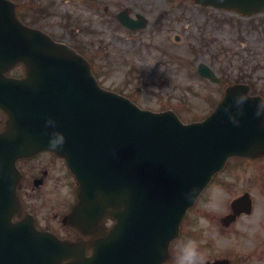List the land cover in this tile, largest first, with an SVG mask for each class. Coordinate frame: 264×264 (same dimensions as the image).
I'll use <instances>...</instances> for the list:
<instances>
[{
  "label": "water",
  "instance_id": "obj_1",
  "mask_svg": "<svg viewBox=\"0 0 264 264\" xmlns=\"http://www.w3.org/2000/svg\"><path fill=\"white\" fill-rule=\"evenodd\" d=\"M197 1L264 10V0ZM13 9L0 0V107L9 115L0 134V264H162L186 210L228 158L264 152L262 98L235 85L208 119L189 125L173 112L141 110L101 90L81 57L23 27ZM20 62L26 77L7 78ZM43 150L65 157L78 179L75 226L89 229L106 214L118 221L91 257L81 244L12 222L16 161Z\"/></svg>",
  "mask_w": 264,
  "mask_h": 264
},
{
  "label": "rangeland",
  "instance_id": "obj_2",
  "mask_svg": "<svg viewBox=\"0 0 264 264\" xmlns=\"http://www.w3.org/2000/svg\"><path fill=\"white\" fill-rule=\"evenodd\" d=\"M34 1L25 3L26 21L35 22L36 17L40 27L79 49L105 88L142 108L174 110L185 123L206 118L222 100L226 86L202 79L197 73L200 63L228 75L229 83L246 77L264 94V14L251 19L198 10L194 0ZM125 5L136 7L134 14L146 15L150 26L136 34L122 28L116 13ZM29 6L39 11H28ZM175 32L182 45L172 42ZM200 37L206 46L201 47ZM56 174L60 179L56 183L51 179L46 190L62 202L71 197L72 178L61 171Z\"/></svg>",
  "mask_w": 264,
  "mask_h": 264
},
{
  "label": "flooded vegetation",
  "instance_id": "obj_3",
  "mask_svg": "<svg viewBox=\"0 0 264 264\" xmlns=\"http://www.w3.org/2000/svg\"><path fill=\"white\" fill-rule=\"evenodd\" d=\"M135 9L125 5L118 11L132 15ZM5 120L0 111V131L4 129ZM18 167L21 209L17 218L30 216L42 230L64 238L84 239L67 217L75 203V193L74 200L66 197L61 202L46 190L52 184L51 179L53 183L60 179L58 171L71 175L64 159L43 152L20 160ZM218 181L221 186L215 185L217 195L212 201L197 206L194 216L186 222L188 230L192 232V228L199 238L205 264H264V156L231 159L218 174ZM219 194L224 195L219 197ZM112 224L110 219L100 223L104 229ZM177 246L172 245L171 259L165 264H175Z\"/></svg>",
  "mask_w": 264,
  "mask_h": 264
},
{
  "label": "clouds",
  "instance_id": "obj_4",
  "mask_svg": "<svg viewBox=\"0 0 264 264\" xmlns=\"http://www.w3.org/2000/svg\"><path fill=\"white\" fill-rule=\"evenodd\" d=\"M240 99H245L243 95L239 96ZM264 108V102L260 105ZM63 141V136H59L58 139L52 141L53 147L57 143ZM178 252L175 257V264H205V257L201 252L199 242L196 239L188 238L187 240L178 244Z\"/></svg>",
  "mask_w": 264,
  "mask_h": 264
}]
</instances>
